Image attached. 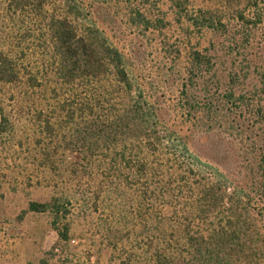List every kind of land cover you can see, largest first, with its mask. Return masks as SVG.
<instances>
[{
	"label": "trees",
	"instance_id": "1",
	"mask_svg": "<svg viewBox=\"0 0 264 264\" xmlns=\"http://www.w3.org/2000/svg\"><path fill=\"white\" fill-rule=\"evenodd\" d=\"M34 184L59 243L77 190L126 264H264V0H0V190Z\"/></svg>",
	"mask_w": 264,
	"mask_h": 264
},
{
	"label": "rangeland",
	"instance_id": "2",
	"mask_svg": "<svg viewBox=\"0 0 264 264\" xmlns=\"http://www.w3.org/2000/svg\"><path fill=\"white\" fill-rule=\"evenodd\" d=\"M34 186L0 190V264H126L131 228L125 224L118 227L121 220L111 211L110 202L100 201L95 212L90 197L82 191L69 193L74 198L60 203V216L64 217L58 228L68 227L70 241L59 243L51 225L54 215L27 210L29 202L46 203L55 191Z\"/></svg>",
	"mask_w": 264,
	"mask_h": 264
}]
</instances>
